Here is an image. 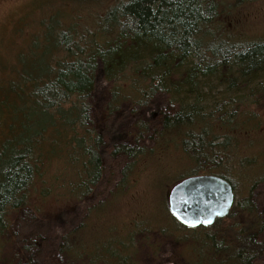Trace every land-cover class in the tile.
<instances>
[{
	"label": "trees",
	"instance_id": "obj_1",
	"mask_svg": "<svg viewBox=\"0 0 264 264\" xmlns=\"http://www.w3.org/2000/svg\"><path fill=\"white\" fill-rule=\"evenodd\" d=\"M261 1L54 0L27 8L16 41L10 34L15 55L0 57V264H32L9 252L19 212L49 220L87 201L100 181L102 141L89 117L97 70L111 83L103 119L164 93L177 111L161 117L151 146L139 118L132 144L112 147L111 156L127 161L119 181L61 237L58 253L72 263L138 264L135 237L150 234L172 241L175 264H252L264 253L250 202L264 185V117L254 109L264 106V28L245 30L241 15ZM197 175L226 180L233 203L212 225L184 228L164 191ZM137 183L147 207L116 223L115 202Z\"/></svg>",
	"mask_w": 264,
	"mask_h": 264
},
{
	"label": "rangeland",
	"instance_id": "obj_2",
	"mask_svg": "<svg viewBox=\"0 0 264 264\" xmlns=\"http://www.w3.org/2000/svg\"><path fill=\"white\" fill-rule=\"evenodd\" d=\"M44 1L0 0V44L5 42L7 38L10 39L4 43V47L0 46V57L2 59H5L8 53L10 55L7 59L13 58L11 54L15 55L16 50L13 48L11 35L13 40L16 41V32L24 28L26 16L22 17L21 15L27 11L28 7L30 10L38 4L49 7L54 0ZM110 2L111 0H109V4ZM57 4L60 3L57 2ZM107 4V1H104L100 6L95 4V6H98L96 11L104 9ZM91 14H94V11H91ZM241 15L246 21L245 30H249L255 25L257 26L255 31L261 33V27L264 28V0L258 4L243 8ZM78 16V22L82 23L83 18L80 15ZM83 23V26L90 25V18L83 21ZM110 86L111 83L104 78L100 70H97L94 76L92 109L89 112V117L94 129L100 134L102 141L99 152L102 159L103 174L99 183L87 201L74 205L61 215L55 214L49 220L40 219L27 209L19 212L11 222L13 242L10 244L12 248L9 249V252L18 255L22 260L30 258L32 264H83L81 262L72 263L65 260L58 253V246L61 237L83 221L87 208L99 201L107 200L116 182L119 181L120 170L127 161L122 155L111 156L112 147L118 144H132L129 134L132 132L134 121L139 118L148 125V136L142 142L145 146L146 144L151 146L153 133L158 131L161 117L164 114H171L177 111L175 103L171 102L168 95L164 93L157 94L145 108L133 107L132 105L126 104L121 106L117 113H114L109 118L103 119L104 115L100 114V110L108 101ZM256 107L254 108L255 111L264 117V106L260 104ZM146 176L147 172L141 171L138 183L142 180L145 181ZM138 183L135 184L134 189L131 188L130 194H128L127 198L121 204L119 201L115 202V210L109 215H115L116 223L124 221L130 212L147 207L148 202L144 194V189H142L144 188V184L138 185ZM170 187L164 191L165 195ZM236 191L237 197L242 198L244 194L241 191ZM134 194L136 198L134 199L132 197L133 199H131L134 203L128 204L129 198ZM250 202L255 214L258 216L257 218L263 224L257 239L264 243V185H256L250 196ZM134 243L138 264H175L177 261L175 246L169 238H161L156 234H150L147 239L136 236ZM25 245L29 246V249L20 252L19 248ZM252 264H264V253L256 258Z\"/></svg>",
	"mask_w": 264,
	"mask_h": 264
},
{
	"label": "water",
	"instance_id": "obj_3",
	"mask_svg": "<svg viewBox=\"0 0 264 264\" xmlns=\"http://www.w3.org/2000/svg\"><path fill=\"white\" fill-rule=\"evenodd\" d=\"M169 214L184 228L210 226L228 215L233 192L228 182L214 175L188 176L166 194Z\"/></svg>",
	"mask_w": 264,
	"mask_h": 264
}]
</instances>
